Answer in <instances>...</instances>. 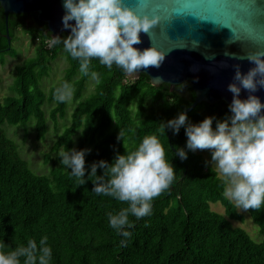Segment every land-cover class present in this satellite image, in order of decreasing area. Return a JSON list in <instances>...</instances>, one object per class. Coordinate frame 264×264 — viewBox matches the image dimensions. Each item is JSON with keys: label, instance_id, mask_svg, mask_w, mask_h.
<instances>
[{"label": "trees", "instance_id": "obj_1", "mask_svg": "<svg viewBox=\"0 0 264 264\" xmlns=\"http://www.w3.org/2000/svg\"><path fill=\"white\" fill-rule=\"evenodd\" d=\"M20 28L38 45L35 56L16 68L10 87L13 96L0 102V253L27 246L30 239L39 246L46 236L52 249L50 264H264V204L248 210L262 237L256 241L243 228L233 226L232 221L244 223L246 218L224 196L226 184L208 161L191 151L187 160L181 161L173 151L184 147V129L179 135L160 129L161 122L194 103L195 93L189 84L173 91L168 84L156 87L147 75L127 76L115 65L108 69L92 59L89 72H96L98 79L94 92L84 98L91 76L81 74L79 62L62 44L50 45L52 35L35 14L9 15V44L0 5V54H15V31ZM59 57L68 67L61 81L45 92L41 82ZM64 83L71 87L76 104L71 123L45 155L44 164L52 165L50 171L36 174L2 126L27 131L34 125L36 139L44 141L49 122L57 129L67 116L68 101L54 98ZM46 105H52L49 113ZM227 114L228 105L223 102L213 106L202 103L188 117L199 123L208 116L221 120ZM136 121H141L138 128ZM129 128L135 130L129 132ZM119 131L124 133L123 141L117 139ZM151 135L164 146L166 160L175 167V179L152 201L150 215L139 220L129 215L133 227L125 229L130 232L125 237L109 227L106 214H115L128 204L92 192L95 177H88L87 172V183L80 186L70 169L60 165L58 154L73 148L91 149L85 157L87 169L93 161L111 163L117 153L135 150ZM53 154L57 158L53 159ZM97 175H102V170L98 169ZM218 203L224 207V215L212 210L211 205Z\"/></svg>", "mask_w": 264, "mask_h": 264}, {"label": "clouds", "instance_id": "obj_2", "mask_svg": "<svg viewBox=\"0 0 264 264\" xmlns=\"http://www.w3.org/2000/svg\"><path fill=\"white\" fill-rule=\"evenodd\" d=\"M63 7L62 26L70 30V34L50 36L49 43L62 44L64 51L79 62L82 75L98 79L96 72H89L92 59H98L108 69L115 65L125 75L133 77L141 69L159 68L163 63L165 54L157 48L134 47L141 43L140 33H149L158 23V17L138 16L126 6L125 0H64ZM72 21L74 24L70 23ZM247 59L255 67L242 74L236 66L234 82L227 86L232 93L228 105L230 114L223 120L208 116L199 123H192L182 111L160 123L163 133L168 130L179 135L181 128L184 129L185 145L175 150L181 161L187 160L189 151L210 152V163L226 184L224 196L243 211L259 209L264 204V103L252 94L264 88V51L250 54ZM242 89L249 93L246 99L240 98ZM71 96V87L64 83L56 89L54 98L66 102ZM135 124L138 128L141 121ZM134 130L128 129L129 132ZM123 136L119 131L117 139L123 141ZM90 153L89 148L61 151L59 163L67 171L70 169L69 173L80 186L87 183V172L88 177H95L92 192L128 204L115 214H106L109 227L128 237L130 232L125 229L133 227L129 215L139 220L151 214L152 201L173 184L175 167L166 160L164 146L155 135L145 136L135 150L117 153L111 163L93 161L86 169L85 157ZM98 169L102 170V175H97ZM21 257L23 264H50L52 249L47 245V237L41 238L39 246L30 239L27 246L0 253V264H21Z\"/></svg>", "mask_w": 264, "mask_h": 264}, {"label": "water", "instance_id": "obj_3", "mask_svg": "<svg viewBox=\"0 0 264 264\" xmlns=\"http://www.w3.org/2000/svg\"><path fill=\"white\" fill-rule=\"evenodd\" d=\"M63 4L64 0H0L9 44L11 14H35L52 36L69 35L61 22ZM125 4L138 16L158 17L149 33H140L141 43L134 47H155L165 54L159 68L141 69L134 78L147 75L153 86L168 84L172 91L189 84L195 100L185 110L187 115L202 103L229 105L232 93L227 86L234 82L236 66L246 74L255 67L248 55L264 51V0H125ZM252 94L264 103V88ZM248 95L242 89L240 98Z\"/></svg>", "mask_w": 264, "mask_h": 264}, {"label": "rangeland", "instance_id": "obj_4", "mask_svg": "<svg viewBox=\"0 0 264 264\" xmlns=\"http://www.w3.org/2000/svg\"><path fill=\"white\" fill-rule=\"evenodd\" d=\"M37 45L38 42H32L29 35L25 33L23 28H20L15 31V41L13 42L15 54H7L5 56L0 54V76L2 79V83L0 85V102L9 96H13L10 87L15 78L16 68L35 56ZM67 67L68 64L66 60L63 57H59L53 63L50 75L42 80L41 88L45 92H48L53 86L58 84L63 78ZM96 83L97 80H93L92 78L88 81L84 92V98L89 97L90 94L94 92ZM75 106L76 104L73 102L72 92L71 99L68 100L66 118L59 121L57 129L51 121L49 122V133L44 141H38L36 139V133L33 127L34 125H31L27 131L23 128L19 129L16 126H10L8 124L2 126L7 135L17 143L21 155L29 162L31 169L36 174L43 175L50 171L52 165L44 164L45 155L50 152L51 147L57 139V135H59L66 126L70 125L71 115L74 112ZM51 108L52 105L45 106L47 113H49ZM194 153L204 157L209 162L210 166L218 172L215 166H212L210 163L211 154L208 150H197ZM52 158H57V155L53 154ZM211 208L213 211L224 215V207L221 204H212ZM238 211L244 215L246 219L244 223L232 221L233 226L243 228L256 241L262 240V237L259 234V228L251 220L249 212L243 211L239 207Z\"/></svg>", "mask_w": 264, "mask_h": 264}, {"label": "flooded vegetation", "instance_id": "obj_5", "mask_svg": "<svg viewBox=\"0 0 264 264\" xmlns=\"http://www.w3.org/2000/svg\"><path fill=\"white\" fill-rule=\"evenodd\" d=\"M28 23H30V21Z\"/></svg>", "mask_w": 264, "mask_h": 264}]
</instances>
